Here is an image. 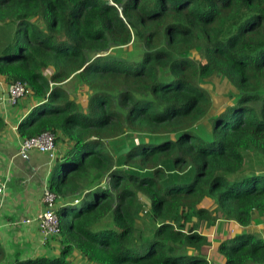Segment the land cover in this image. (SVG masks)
Here are the masks:
<instances>
[{
  "label": "trees",
  "instance_id": "trees-1",
  "mask_svg": "<svg viewBox=\"0 0 264 264\" xmlns=\"http://www.w3.org/2000/svg\"><path fill=\"white\" fill-rule=\"evenodd\" d=\"M0 77L56 148L59 254L12 264H211L200 227L264 219V0H0ZM212 254L264 264V239Z\"/></svg>",
  "mask_w": 264,
  "mask_h": 264
},
{
  "label": "crops",
  "instance_id": "crops-1",
  "mask_svg": "<svg viewBox=\"0 0 264 264\" xmlns=\"http://www.w3.org/2000/svg\"><path fill=\"white\" fill-rule=\"evenodd\" d=\"M7 87L0 77V98L6 94ZM36 105L33 99L25 97L13 106L21 113L19 123ZM1 106L2 104L0 109ZM19 123L11 127V133L6 137L3 132L5 120L0 114V186H5L4 193L0 195V245L5 257L0 258V264H12L16 257L20 260L39 256L54 257L59 254L60 249L55 241H44L36 222V217L43 208L42 190L47 186L55 162L37 152L30 153L28 160L18 156L21 142L17 133ZM230 237L226 233V236L217 241ZM208 253L209 247L202 249L206 258Z\"/></svg>",
  "mask_w": 264,
  "mask_h": 264
},
{
  "label": "built area",
  "instance_id": "built-area-1",
  "mask_svg": "<svg viewBox=\"0 0 264 264\" xmlns=\"http://www.w3.org/2000/svg\"><path fill=\"white\" fill-rule=\"evenodd\" d=\"M28 86L21 82H15L7 87V92L0 98V104L15 106L17 102L30 95ZM37 152L48 156L51 161L56 158V148L54 144V136L49 133H43L39 136L21 140L18 148V156L23 160H28L29 154ZM5 186H0V195L4 193ZM56 196L52 194L47 186L42 190L41 212L36 217L39 233L44 241L59 235V220L56 215Z\"/></svg>",
  "mask_w": 264,
  "mask_h": 264
},
{
  "label": "rangeland",
  "instance_id": "rangeland-1",
  "mask_svg": "<svg viewBox=\"0 0 264 264\" xmlns=\"http://www.w3.org/2000/svg\"><path fill=\"white\" fill-rule=\"evenodd\" d=\"M210 81L211 83L209 86H207V90L210 92L214 103L219 104L222 100L226 99L225 97L229 91V87L226 82L217 78H212ZM64 87H66L70 95L80 102V104H84V101L87 97L86 90L79 86L77 81H70L68 84L64 85ZM0 114L5 120L3 132L5 133V136L8 137V135L11 133V127L16 126L19 123L21 113L19 109L16 110L13 106L8 105L4 107V104H2ZM245 228L239 227L236 223L234 224L232 222L224 221L223 219L216 220L210 229L206 230L200 227L199 232H201L210 240V244L205 247H209L207 259L211 262V264L215 263L212 252L213 249L218 246L217 243H220V241L217 240H221L222 237L226 236V233H229L230 236H234L246 231L254 234L256 237L264 239V219L256 217L254 221H252V223L247 226V229Z\"/></svg>",
  "mask_w": 264,
  "mask_h": 264
}]
</instances>
